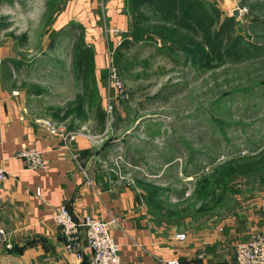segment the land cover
Returning a JSON list of instances; mask_svg holds the SVG:
<instances>
[{
  "label": "rangeland",
  "instance_id": "374dc122",
  "mask_svg": "<svg viewBox=\"0 0 264 264\" xmlns=\"http://www.w3.org/2000/svg\"><path fill=\"white\" fill-rule=\"evenodd\" d=\"M217 1L234 16L232 35L242 40L235 48L224 42L227 54L219 60L209 54L203 35L161 28L148 9L147 32L141 34L130 25L127 31H110L100 12L103 0L13 1L18 6L8 16L0 3V41L19 62L10 73L16 84L25 85L17 88L23 105L63 127L88 130L92 138L103 133L90 127L94 105L102 106L112 167H123L127 178L148 185L160 198L184 202L189 224L195 211L209 218L219 205L235 208L264 197V0ZM40 2L43 11L36 15ZM69 2L75 20L50 30L51 13ZM70 23L81 25V44L92 51L84 83L71 65L78 30ZM97 25L99 31L93 30ZM122 39L131 41L128 48H119ZM110 65L122 82L123 98L109 85ZM31 85L43 92L26 93ZM63 111L68 116L59 119ZM2 242L0 256L18 245L4 248Z\"/></svg>",
  "mask_w": 264,
  "mask_h": 264
},
{
  "label": "crops",
  "instance_id": "0c3cea01",
  "mask_svg": "<svg viewBox=\"0 0 264 264\" xmlns=\"http://www.w3.org/2000/svg\"><path fill=\"white\" fill-rule=\"evenodd\" d=\"M13 1L17 2L0 1L6 16L12 6H18ZM213 1L219 6L217 0ZM222 1L227 4L230 0ZM72 4L51 13L54 18L50 30L75 20ZM42 5H37L36 15L42 13ZM100 12L108 19L110 31L128 30L126 0H103ZM85 20L86 16L80 17L81 25ZM94 28L96 31L99 26ZM8 57L9 46L0 41V166L9 175L0 183V240L4 248L12 242L24 246L17 255L5 251L0 264L86 262V254L78 261L63 248L61 234L52 220L53 211L60 205L66 206L74 218L86 214L106 222L122 264H157L169 259H177L179 264H233L234 245L264 230V197L258 203L240 202L235 208L229 202L227 206L219 205L209 218L195 211L196 217L189 224L187 210L182 208L184 202L172 201L179 209L178 216L172 215L171 200L149 196L150 187L127 178L130 173L123 167L120 171L112 167L103 136L106 128L95 138L88 130L68 126L50 133L43 122L49 118L26 108L17 88L10 86L12 76L3 74L1 61ZM71 131L78 134L67 142L62 135ZM21 143L40 152L44 168L25 167L16 154ZM179 232L184 233V240L175 238Z\"/></svg>",
  "mask_w": 264,
  "mask_h": 264
},
{
  "label": "trees",
  "instance_id": "16d2710c",
  "mask_svg": "<svg viewBox=\"0 0 264 264\" xmlns=\"http://www.w3.org/2000/svg\"><path fill=\"white\" fill-rule=\"evenodd\" d=\"M127 10L130 17V26L137 33H146L144 26L146 16L144 9H148L151 13L158 17L161 28L164 25H170L169 30L175 33L174 29L184 32L188 35H203L205 45L209 50V54L213 59L219 60L224 54L223 43L226 42L229 48H235L242 40L239 37H233V28L235 26L234 16L227 15L217 6L216 3L207 0H126ZM76 28L78 31L71 46V65L73 73L77 79L84 83L86 72L90 68L92 60V51L89 45L81 44L82 27L79 23H70L69 28ZM174 28V29H172ZM130 40L122 39L119 43L120 49H126L130 45ZM19 62L8 57L1 61L3 74L11 75L10 69L18 66ZM12 88H24V83L16 84L11 81ZM26 93L31 95H39L43 90L39 87L31 85L26 88ZM53 116L58 115V111L52 112ZM68 116L66 111L60 114L59 119ZM105 112L102 106L95 104L92 112L93 131L101 132L105 124ZM149 187L148 185L142 184ZM147 194H154L149 189ZM179 210V209H178ZM178 210H172V215H176ZM22 246L12 245L6 249V252L18 254L21 252ZM85 264V262L81 263Z\"/></svg>",
  "mask_w": 264,
  "mask_h": 264
},
{
  "label": "built area",
  "instance_id": "2783aa9c",
  "mask_svg": "<svg viewBox=\"0 0 264 264\" xmlns=\"http://www.w3.org/2000/svg\"><path fill=\"white\" fill-rule=\"evenodd\" d=\"M108 71L109 85L115 96L125 97V90L115 68L110 65ZM105 111L106 113L110 112L111 106H107ZM43 122L50 133L63 130L60 123L49 119H45ZM77 134V132L71 131L66 132L62 137L69 142ZM16 154L23 159L26 168L33 170L44 168L45 164L40 152L33 147L21 143ZM8 177L7 171L0 166V183L6 181ZM36 194H38L37 190ZM52 220L59 229L64 250L78 261H82L86 254L85 264H122L119 260L118 246L110 236L106 222L86 214L81 218H74L64 205L58 206L53 211ZM174 236L178 240L185 239L182 232L176 233ZM233 260V264H264V230L252 233L245 241L237 242L233 249ZM157 264H179V261L169 259Z\"/></svg>",
  "mask_w": 264,
  "mask_h": 264
}]
</instances>
